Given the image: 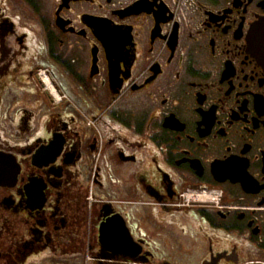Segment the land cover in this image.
Masks as SVG:
<instances>
[{"label": "flooded vegetation", "instance_id": "flooded-vegetation-1", "mask_svg": "<svg viewBox=\"0 0 264 264\" xmlns=\"http://www.w3.org/2000/svg\"><path fill=\"white\" fill-rule=\"evenodd\" d=\"M263 21L264 0H0V264H264Z\"/></svg>", "mask_w": 264, "mask_h": 264}, {"label": "water", "instance_id": "water-1", "mask_svg": "<svg viewBox=\"0 0 264 264\" xmlns=\"http://www.w3.org/2000/svg\"><path fill=\"white\" fill-rule=\"evenodd\" d=\"M253 31L254 38L264 40V21L259 23ZM19 165L16 158L9 153L0 152V187H11L17 181Z\"/></svg>", "mask_w": 264, "mask_h": 264}, {"label": "built area", "instance_id": "built-area-1", "mask_svg": "<svg viewBox=\"0 0 264 264\" xmlns=\"http://www.w3.org/2000/svg\"><path fill=\"white\" fill-rule=\"evenodd\" d=\"M39 75H40V78H41L44 82L47 81V78H46V76H45V72H44V71H41Z\"/></svg>", "mask_w": 264, "mask_h": 264}, {"label": "rangeland", "instance_id": "rangeland-1", "mask_svg": "<svg viewBox=\"0 0 264 264\" xmlns=\"http://www.w3.org/2000/svg\"><path fill=\"white\" fill-rule=\"evenodd\" d=\"M172 262H174V264H183L184 262H186L185 260H170ZM185 264V263H184Z\"/></svg>", "mask_w": 264, "mask_h": 264}]
</instances>
